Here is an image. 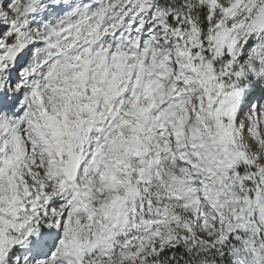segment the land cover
<instances>
[{
	"label": "snow or ice",
	"instance_id": "6c2138e0",
	"mask_svg": "<svg viewBox=\"0 0 264 264\" xmlns=\"http://www.w3.org/2000/svg\"><path fill=\"white\" fill-rule=\"evenodd\" d=\"M0 264H264V0H0Z\"/></svg>",
	"mask_w": 264,
	"mask_h": 264
}]
</instances>
